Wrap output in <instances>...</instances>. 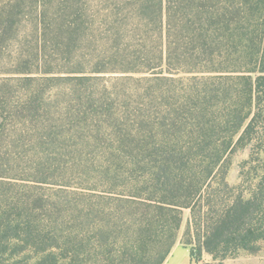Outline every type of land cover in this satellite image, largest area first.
<instances>
[{
	"label": "rangeland",
	"instance_id": "1",
	"mask_svg": "<svg viewBox=\"0 0 264 264\" xmlns=\"http://www.w3.org/2000/svg\"><path fill=\"white\" fill-rule=\"evenodd\" d=\"M140 7L138 0H0V182L23 228L11 242L20 250L2 264H36L50 253L70 264L75 243L81 264L119 257L149 210L150 153L163 131L196 128L182 113L192 90L236 84L220 77L226 72L159 63L165 31ZM258 128L263 135L233 155L228 172L247 196L264 181V121ZM190 218L184 208L165 264H264V238L254 252L216 260L196 250L192 258Z\"/></svg>",
	"mask_w": 264,
	"mask_h": 264
},
{
	"label": "trees",
	"instance_id": "2",
	"mask_svg": "<svg viewBox=\"0 0 264 264\" xmlns=\"http://www.w3.org/2000/svg\"><path fill=\"white\" fill-rule=\"evenodd\" d=\"M138 1L140 14L165 31L159 63L170 70L226 72L220 77L236 84L192 90L182 113L196 120V128H164V141L150 153L153 194L145 221L132 245L102 264H163L184 208L191 211L185 243L192 258L196 250L216 260L254 252L264 238V181L247 196L242 184L229 182L228 172L233 155L263 135L258 127L264 121V0H158L153 6V0ZM217 118L233 126L218 128ZM186 137L188 144L178 142ZM170 140L175 143L165 144ZM1 184L0 264L20 250L11 242L23 229L19 205ZM71 250L70 264H81L79 243ZM36 264H56V256L47 254Z\"/></svg>",
	"mask_w": 264,
	"mask_h": 264
},
{
	"label": "crops",
	"instance_id": "3",
	"mask_svg": "<svg viewBox=\"0 0 264 264\" xmlns=\"http://www.w3.org/2000/svg\"><path fill=\"white\" fill-rule=\"evenodd\" d=\"M175 262H176V260L173 259L170 264H175ZM163 264H165V262Z\"/></svg>",
	"mask_w": 264,
	"mask_h": 264
}]
</instances>
